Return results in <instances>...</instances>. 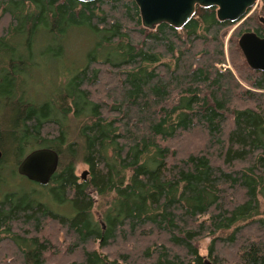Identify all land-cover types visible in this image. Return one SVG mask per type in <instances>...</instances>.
Segmentation results:
<instances>
[{
    "label": "trees",
    "instance_id": "trees-1",
    "mask_svg": "<svg viewBox=\"0 0 264 264\" xmlns=\"http://www.w3.org/2000/svg\"><path fill=\"white\" fill-rule=\"evenodd\" d=\"M259 18L237 32L231 70L216 65L234 23L215 7L147 29L133 0H0V264H264V72L238 46L264 36ZM74 29L95 39L85 63L50 96L22 90L35 56L62 57ZM194 133L199 148L185 145ZM38 148L58 155L46 185L16 172Z\"/></svg>",
    "mask_w": 264,
    "mask_h": 264
},
{
    "label": "water",
    "instance_id": "water-1",
    "mask_svg": "<svg viewBox=\"0 0 264 264\" xmlns=\"http://www.w3.org/2000/svg\"><path fill=\"white\" fill-rule=\"evenodd\" d=\"M92 2L94 0H79ZM139 9L141 23L147 29L166 23L175 28L183 26L191 17L195 7H215L219 21L237 23L251 11L258 0H133ZM264 29V17L259 18ZM238 46L247 65L264 72V36L247 32L238 39ZM1 157V152H0ZM58 165L57 153L49 148L30 151L16 168L19 176L39 185H46ZM84 176V174H83Z\"/></svg>",
    "mask_w": 264,
    "mask_h": 264
},
{
    "label": "rangeland",
    "instance_id": "rangeland-1",
    "mask_svg": "<svg viewBox=\"0 0 264 264\" xmlns=\"http://www.w3.org/2000/svg\"><path fill=\"white\" fill-rule=\"evenodd\" d=\"M258 3V2H257ZM259 11H257L256 6L249 11L244 18L237 22L234 23L232 26H229L228 28L224 29V48H225V62L223 64H217L216 66L225 68V69H233V64H232V59L230 58L229 55V47L230 45L233 44L235 38L237 37V32L242 30V29H249L252 28V26L243 27L242 24L248 20V18L252 17L253 20H255L256 17H262ZM5 20L2 21L4 23ZM249 23L253 25V21L249 20ZM22 40V39H21ZM20 40V41H21ZM45 40L43 38H40L35 47V53L37 54L38 48L41 45V47L44 45ZM95 45V39L91 37V35L84 29H74L73 31H70L67 37H65L64 41V48L66 50V53L61 57H55L53 59L52 57H41L37 54L35 56V61H33V64L29 67L27 73L25 72L24 75L21 76V89L24 90L25 92H30L32 95H36L39 98H45L46 96H50L54 93L55 91V82L56 81H63V76L64 72L62 71L63 68L67 69L68 71L72 72L78 68L81 67L85 63V56L86 54L93 49ZM234 70V69H233ZM62 71V73H61ZM238 77H240L238 74H236ZM243 83V87L248 88L247 84ZM93 91V89H92ZM104 96L103 93H100L98 90L94 91L93 97L95 98H100ZM105 97V96H104ZM196 134L195 136L193 135L192 141H190L189 144L185 145H193V140H194V146L200 147L202 145V141L196 140L197 137H199V134ZM87 171L86 166L83 164H78L75 169L76 175L81 179H84L86 177L85 173ZM84 174V176H83ZM17 183H20L22 185H27L26 181L22 179L21 177H16ZM64 211H68L67 207H62L61 208ZM262 209H264V205L262 206ZM95 217L98 216V210L97 206L93 210ZM52 226H49L46 228V235L49 236L51 234H54L56 236V242L58 244L57 250L60 252H64L66 248V243L63 231H61L60 228L54 226L51 229ZM209 242V238H203L197 242V246L199 249V253L202 255L206 254V249L207 245ZM95 247V245H94ZM63 253L56 254L54 256L51 255L49 256L53 260H60L62 258H66L62 255ZM69 257V256H68ZM72 259V256H70Z\"/></svg>",
    "mask_w": 264,
    "mask_h": 264
}]
</instances>
